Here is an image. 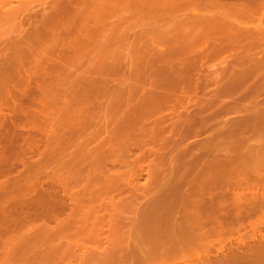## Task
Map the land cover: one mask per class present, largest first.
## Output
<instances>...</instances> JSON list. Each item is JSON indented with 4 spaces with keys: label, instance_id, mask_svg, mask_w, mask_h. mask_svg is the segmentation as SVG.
Instances as JSON below:
<instances>
[{
    "label": "rangeland",
    "instance_id": "rangeland-1",
    "mask_svg": "<svg viewBox=\"0 0 264 264\" xmlns=\"http://www.w3.org/2000/svg\"><path fill=\"white\" fill-rule=\"evenodd\" d=\"M21 1H25V0H21ZM38 1L37 0H31V2L27 3L28 5L25 7L26 10L24 9V11H25L24 16H26L25 19H28L29 16H27V15H30L31 19H30V17H29V19H30V22H32V24L25 25V26H23L21 24L22 23L21 21L24 19V16H23L24 11L20 12V14L17 15L19 21H17V20L14 21L15 19H17V17L13 20L15 25L11 24V23H13L12 20H7L8 23H6L7 22L6 20H1V22H0V25H1L0 27L4 26V25H2V22H3L5 24V26H4V28L3 27L2 28H3V30L6 29L4 31H1L3 39H2L1 34H0V52H1L0 53L1 54L0 55V82H1L0 83V87H1L0 88V158H1L0 165L3 164V165H1L3 167L2 169L0 166V175H2V177H0V179H2V180H0V182L2 181L0 183V185L6 181V178H7L6 175H9L8 176L9 180H16L17 178H18L17 180L22 179V178L24 179L25 176H28L29 179L31 178L30 188L32 185V190L25 192L26 194L22 192L23 194H20L19 198L17 196L16 200L13 202V203H15L16 201H19L18 204H20V201H23L26 203V205L28 204L26 206L23 202H21L20 205H22V204H24V205L21 206V207H23V209L21 208L22 211L21 210L19 211V213H20L19 216L20 217H21V215H23L22 217L26 216L25 219L29 218V216H31L33 218L30 217L29 219H32L31 222L29 220V223L27 222L28 223L27 226L24 227V229L21 228V230L19 231L20 236H18L19 234L14 236V237H16V241H18V243H20L21 240L24 243L23 244L20 243V246H19V244H17V247H18V248H16L17 250L15 249L10 254V256H11V258H9L11 260L10 262L16 263L19 261L18 264H55V263L56 264H63V263L65 264L66 262H68L67 260H69L66 258L68 256H71L69 258L74 260V261L72 260V264L75 261L78 262V264H111L113 262L112 260H115V262L113 264H146V262H148L147 264H171V263L181 264L182 262H183L182 264L187 263V262H188L187 264H190L191 263L190 261L191 260L194 261L195 259L191 258V257L189 258V256L186 257L187 261H185V258H182V260L181 259L179 261L176 260L177 261L176 262V261H172V260H175L173 258L172 259L170 258V260L166 259V257H164V256L162 258H159L160 255H158V254H159V252H160V254H162L164 252V250L166 253V250L168 251V247L170 248L173 245L172 243L175 240H176V242L177 241L179 242L181 240L183 241V239L185 237L184 234H185L187 226L190 222H189V220H186L185 218H181V217H183L185 215V213L187 215V213H189L188 211H190V209L188 208L189 206L186 204H183L184 205L183 207H181L182 205L180 204L181 206L179 209V203L182 202L181 199L182 200L183 199L184 200L189 199L190 201H192L194 203H196V202L200 203L202 200H204L203 202H206V203H208L210 201L209 203H211V202L214 203V206L217 205L218 203H220V205H222L223 203L226 205V203H228L229 201H232L234 198H236V197H234V193H235V196H237L236 193L240 194L242 192L239 189L235 190V188L232 186L236 180H232L233 183L230 181L231 175H229L227 173L228 174V176H227L225 173L227 171H225V169H224V172L222 171L223 168H225L224 166H219V170L217 168H215V170L211 171L210 173L208 172V173L202 174L200 172L203 170V168H202L203 165L206 166L207 163H205V162L206 161L211 162L212 158L214 159L216 157V158H220L221 160L222 159L225 160L223 162H227L226 160H228L230 162L232 160H235V158L233 156H235L237 153H232V152L235 150H236L235 152H237L236 146L234 144L236 142H238V143H236V145H237V144H239V141H240V145H239L240 147L237 146L241 149L240 152H248V151H250V148H252V147L257 148L258 146L264 145V126H262V124H261L262 121L259 120L260 118L262 119V117L264 115V113H263L264 107L262 108V106H261L264 104V86L259 87V90H257V92L255 94L256 96L254 98H250L249 100H245V103L243 100V102H242L243 104L240 103L242 106L240 105V107H236L237 109L235 108V110H234V108H233V110L232 109L229 110L228 108L224 107V106H226L227 102H229L231 99H234L235 97L236 98L240 97L244 93L246 88H247V90H249L248 88H252L255 85V83L264 79V76H263L264 75V68L256 66L257 69L256 68L254 69V67L252 66L253 65L252 63L254 62V60L258 61V59L260 60L261 57L264 56V46H262V45L260 46V44H259V45H255L253 47H244L243 49H240V50L230 49L228 51L222 52V54L219 55V57L217 56V58H212L209 60L205 59V60H202L200 62V64L203 65L204 68H206L207 66L209 67L208 71L210 73L214 72L213 77L214 78L216 77L215 78L216 80L208 82V84H205V86H203L204 87L203 89H201L202 87L201 88L198 87L197 89L199 91L203 90L202 93L206 94L207 95L206 97H210L213 94H215L213 92H215L217 88H219V89L224 88V87L226 88V86H227L225 93L226 94L228 93L227 94L228 97H226L227 96L226 95L225 98L223 99V101L222 100L220 101L221 103L218 102V104H216V106H215L216 109H214V106H213V108L208 109V107H207L208 103L206 105L205 101L198 102V101H196V99H195L196 102H194V100H193V102L189 106H187L188 112L190 114H193L194 119H196L195 120L196 122L194 123L195 125L197 124V126H195L196 129L198 127V121L197 120H200L199 118L202 117L201 115L204 116L205 112H206L205 115L208 113H212V115H213L212 121L213 122L211 121L212 123H210L208 125L209 127L207 126L208 127L207 130L204 129L201 131V129H199L200 130L199 132L194 133L193 135H190V136L188 135L189 137L187 136L188 138H186V139L184 138L185 140L182 139L185 142L184 143L181 141L179 133L177 134L176 132H172V133L170 132V130L172 131V129H171L172 125H169V124H171L170 117H172L173 110L177 109V111H179L180 108L182 107V105H181L182 103H181L180 99L178 98V96L183 91H185V93H187L186 90L190 91V88L193 85V84L190 85V83H187L188 86H191L190 88H188V86L184 82V80L189 76V75L187 76V74L191 71L193 73L192 75L195 78V75H197V72H194L195 69L191 68L190 66H189V68H187L188 66H186L187 61H186L185 56H184V60H179L181 58L183 59V54L180 53V55H182V57H180V55H179L180 50L183 48H186V46H188L190 44V43L189 44L187 43V42H189V39L185 36L187 31L185 30V28H183L181 30L182 31L184 30V32H179V33L176 32L177 30L175 27H177V26H175V24H176L175 21H172V20L171 21L168 20V22L165 21V23H167V24L170 22H172L171 24L175 23L174 24L175 27L173 26L174 28L170 27L171 25L167 26L163 22H160V21H164V20H161L160 15L163 16V13H161L163 11H161L159 4H158L159 3L158 1H156V0H131V1L128 0V2H130L129 4H128V2H125V1L122 2V0L121 1L120 0H114V4H113V0H107V1L106 0L105 1L104 0H92V1H89V0H79V1L78 0H65L64 3L62 0H43L42 1L43 3L41 2V0H38ZM106 2L107 3L110 2V3L106 4ZM87 3L90 5H88ZM96 3H97V5H96ZM126 3H127V6H130V7L129 8L126 7V10H125V6H126L125 4ZM146 3L151 4V7L149 5L150 8L149 7L148 8L151 9L153 12L151 10H150L151 13L147 12L149 9L147 10L148 5ZM156 3L158 5H156ZM44 4H45V6H44ZM103 4L104 5L106 4L105 5L106 9H108L109 11L111 9L112 10L116 9V8H113L114 5H116L117 10H115L113 12L111 11V14L113 13V15H111V14H109V11H107L106 9H103V7L105 8V6ZM152 4H153V6L156 5V9H157L156 11L154 10L155 9L154 7L152 8ZM86 5H87V7H86ZM101 5L103 7H99ZM107 5H109L110 7ZM90 7H91V9H90ZM158 7H159L160 11H159ZM98 8H100L99 10L102 9L101 10L102 12L99 11ZM144 8H146V10ZM91 10L92 11L94 10V11L92 12ZM104 10H105V12L107 11V13L104 12V14H101V13H103ZM118 10H120V11L117 12ZM68 11H70V13ZM81 11H82V13H81ZM86 11L88 12V14ZM154 11H155V13H154ZM168 11H170V10H168ZM176 11H178V12H176ZM26 12H28V13L26 14ZM94 12L95 13L97 12L98 14L97 13L95 14ZM21 13H22L23 19L21 17ZM90 13L92 15H90ZM165 13H166V11H165ZM184 13H185L184 10L183 11L182 10L181 11L174 10V12L173 11L168 12L167 17L168 16L177 17V15L180 16ZM158 14H160V15H158ZM48 15L49 16L51 15V16L49 17ZM86 15H87V17H86ZM102 15L104 16V18L102 17ZM106 15L109 17H107ZM157 15L160 16L159 17L160 20L159 19L157 20V18H156L155 21H153V20L151 21V19ZM91 16H93V17H91ZM151 16H152V18H150ZM19 17H21V18H19ZM119 17H121V18H119ZM167 17H166V19H169V17L168 18ZM10 21H12V22H10ZM44 21L46 23H44ZM121 21H122V23H121ZM17 22H18V25L20 24L19 27L17 26ZM258 22L259 21L257 20L256 23L259 24ZM93 23H94V25H93ZM7 24H9V25H7ZM97 24L99 27H97ZM163 24H164V26L165 25L167 26V27L165 26L166 28L165 27L163 28V30H165L164 32L166 33V30H170L171 36L174 37L173 40H175V38L177 37L174 34V31L176 30L175 31L176 34L178 33L180 35V33H182L181 36L184 35V37L187 38L186 41L187 40L188 41L186 42L185 40H180L179 37H177L179 39V41H176L178 39L175 40L176 42L169 41V43L173 42V43H171L172 45L169 44L167 40L170 39L169 38L170 34L167 33V37H166V35H164L166 38H169V39H164V37L161 38L163 36V34H162L163 30H160L161 35H162L161 37H159L160 34H157L160 32L156 31V30H159V28H157V26L158 25L163 26ZM47 25H49V26H47ZM253 25H256L255 22L253 23ZM93 26H94V28H93ZM249 26H251V24ZM168 27H170V28H168ZM180 28L181 27H179L178 31H181ZM249 28H252V27H248V29ZM172 29H174V30H172ZM153 30L156 32H154ZM149 32H151L152 34ZM153 33H154V35H153ZM25 34L27 36H29L30 38H28ZM145 34H147V37L150 38V40H149V38L147 40L150 42L149 44H151V42L155 43V44L158 43L157 42L158 39H159V42H160V39H162V42L164 39L166 41L165 43L166 44L168 43V44L166 45L165 43L160 42L159 44L161 46H159V44H157L156 46L154 45L152 47V49H153V52H152L151 48L148 49V47H149L148 44H144L145 43L144 39L146 41V38H147ZM142 35L145 36L146 38L142 37ZM186 35L188 36V34H186ZM141 37H142V39H141ZM252 38H253V36H252ZM20 39L24 40L26 42L21 41ZM246 39H248V37ZM254 39H255V37H254ZM141 40L144 42L143 43L144 45H142ZM224 40H226V39H224ZM224 40H222V43ZM10 41H11V43L15 42L16 44L12 43L13 44V46H12L10 44ZM184 41H185V43H184ZM22 42H24L25 44ZM2 43H3V45H2ZM178 43H181V44H178ZM182 44H184V45H182ZM145 45L147 46V49H146ZM169 45H170V47H167ZM15 46L18 48L21 46L19 48L20 50L18 48L16 49ZM2 47H3V49H1ZM13 47H15V48H13ZM154 47H156V48H154ZM201 47H203L204 51H206V48L203 45L199 46V48L195 47L194 50L196 49L195 51H197V52H200V51L204 52L203 50H199V49H202ZM22 48H23V50H22ZM139 48H141V49H139ZM14 49L16 50V52L12 53V50H14ZM24 49H25V51H24ZM150 49H151V51H149ZM170 49H173V51ZM154 50L158 53V54L156 53V55H159V52H162L163 54H165V55H161V57H163V56L164 57L160 58V56H157L159 58H157V60H156V55L154 53L155 52ZM178 50H179V52H178ZM170 52H172V53L170 54ZM174 52H176V53H174ZM202 52H200V53H202ZM173 53H174V55H173ZM169 54L172 55V58ZM11 55H12V57H11ZM152 55H154V56H152ZM1 57H2V59H1ZM247 57L252 58L253 61L249 60V62H248ZM11 58H13V60H11ZM167 58H169V59H167ZM175 58L178 59L179 61L178 60L176 61ZM15 60H16V62H15ZM163 60H166V62H169V63L166 64L165 61H163ZM182 61L183 62L185 61L186 63L184 62L185 64H182L183 63ZM120 63H121V65H120ZM176 63L177 64L179 63L180 66L178 67V65H176ZM247 63H248V68H249V66L253 67V71H251L252 69H250L252 67H250L248 69V72H250V74L246 70H243V69H246ZM166 65H168V66H166ZM174 65H176L175 66L176 68H174ZM2 66H6L7 68L6 67L2 68ZM168 67H169L170 71L165 70V68L168 69ZM170 67H171V69H170ZM2 70H5V71H2ZM179 70H180V72H179ZM188 70H190V71H188ZM13 71H14V73H13ZM232 71L236 74L232 73ZM237 72H239V73L237 74ZM240 73H242L244 75V76H242L243 78L240 77L241 76ZM183 74H184V77H183ZM231 75L232 76L234 75V77L232 78ZM5 76H6V80H5ZM10 76H11V78H10ZM239 78H240V80H242L241 83H238L236 81V80H239ZM177 81L179 83H177ZM221 84H222V86H221ZM225 84H226V86H225ZM228 84L230 85L229 89H228ZM231 85H232V88H231ZM205 88H207V89H205ZM179 89H181V90H179ZM119 90H120V93H119ZM198 90H196V91L198 92ZM177 94H179V95H177ZM130 95H132V96H130ZM144 95H145V97H144ZM168 97H170L169 100H168ZM177 98H178V101H177ZM117 99H119V100L117 101ZM166 99H167V101H166ZM121 100H122V102H121ZM166 102H169V103H166ZM173 102H175L174 105H176V107L174 105L173 106L170 105ZM118 104H119V106H118ZM217 105H219V106H217ZM221 105H224V106L222 107ZM218 107L220 108V110L219 109L218 110L220 111L221 114L219 113V111H218L219 114L217 113ZM221 107L223 109L225 108V111L226 110L227 111L224 112V110ZM135 108H137V109H135ZM182 108H184V107H182ZM182 108H181L182 111H179L180 113L184 112L183 110H185V108L184 109H182ZM201 108L204 110L206 109L205 112L203 111L204 113L201 111L202 110ZM164 109H166V110H164ZM210 109H212V111L216 112V114L218 116L216 117L215 116L216 114L214 115ZM254 109L256 110V112L261 113V114L259 113L260 114V118L258 119L259 121L257 120L256 122H254V116H253V114L255 113ZM160 110H161V112H160ZM170 110H171V112H170ZM124 111H125V113H124ZM129 111H130V113H129ZM138 111H139L140 115L138 114ZM141 111H143L144 113ZM207 111H208V113H207ZM145 112H147V113H145ZM157 112H159V113H157ZM199 112H201L202 114ZM222 112H224V113L222 114ZM252 112H254V113H252ZM148 113H149V115H148ZM160 113L163 114L164 116L161 115ZM251 114H252V116H251L252 120H250ZM161 117H163L162 120L165 121V124H163L164 123L163 122L162 124L158 125L157 122L159 119H161ZM247 117H249L248 120H250V121H247V119H246ZM239 119L240 120L242 119L241 121L244 123L246 121L247 123L244 126H246V127L248 126L249 128L251 127L254 131L253 130L251 132L247 131V132L242 133V135H240L238 132H234V133L239 134V137H237L236 134L230 135V133L229 134L227 133L228 134V136H227V134H225V132H224V136H222V134H220L219 131H217L215 133L216 130H212L213 127L215 128V126L216 127L225 126V128L229 127L230 124H231L230 126H235L238 123ZM29 120L31 121L32 124L28 123V122H30ZM32 120H33V122H32ZM153 120H156L157 122L156 121L155 122L157 124L154 123ZM168 120H169V122H168ZM240 120H239V122H240ZM9 121H10V124H9ZM16 121H17V123H16ZM121 121L123 122V125L121 124L122 123ZM234 123H236V124L234 125ZM153 124H155V125H153ZM28 125H30V126H28ZM260 125H261V128L259 129L258 127H260ZM5 126H7V127H5ZM33 126H34V128H33ZM141 126H142V129H141ZM155 126L159 127V128H156ZM164 126H166V127H164ZM43 127H45V128H43ZM98 127H100V128H98ZM169 127H170V130H169ZM199 127H200V125H199ZM254 127L257 128L258 130L254 129ZM38 128H40V129H38ZM151 128L152 129L155 128V130L152 131ZM24 129H25V131H24ZM34 129H35V131H34ZM122 129H123V131H122ZM124 129H125V131H124ZM148 129H151L150 131H152V132H150V131L148 132ZM97 130H99L100 133ZM116 130H118V131H116ZM157 130H160V131L162 130L161 131L162 133L160 131L157 132ZM95 132H98V133H95ZM14 133H16V134L14 135ZM173 133L174 134L176 133L175 136ZM107 134H108V136H107ZM143 134H145V135L143 136ZM172 134H173V137H171ZM214 134H215V138L219 139L220 142H223V143H221V145H222V146H220L221 148H212V149H210L209 152H206L207 154L205 153V155H203L204 152L202 153V151H204V149L203 148L201 149V147H203V146L202 145L200 146L199 144H201V142H203V144H204V141L206 139L209 140V138L210 139L214 138ZM146 135H147V137H149L150 141H149V139L146 138ZM148 135H150V136H148ZM168 135H169V137H168ZM93 136H95V137H93ZM119 136H121V137H119ZM122 136H124V137H122ZM240 136H241V138H240ZM37 137L39 140L37 139ZM89 137L93 138L94 140L89 138ZM153 137L155 139V142H154L155 145L154 144L153 145L154 146L157 145V149L160 148V149H158L160 152L157 151L156 147L154 148L153 145L151 146V141H152ZM167 137H168V139L169 138L172 139L171 143H170L171 145L168 143H164V141H165V139H167ZM177 137H179V138H177ZM111 138L113 141L116 140V138H117V140L115 141V144H113L112 140H110ZM176 138L179 140V142ZM232 138H234V141H236V142H234ZM121 139H122V141H121ZM161 139L164 141H162ZM143 140H145V142L147 144L145 142H143ZM104 141L106 143H108L107 146H106ZM119 141L123 145L120 144ZM175 141H176V143H175ZM241 141H244L243 145H242ZM116 142H118V143H116ZM138 142H140V143H138ZM157 142L160 144H158ZM162 142H163V144H162ZM101 143L104 144L103 147H102L103 144H101ZM181 143H183V144H181ZM138 144H139V146H138ZM98 145L101 146L100 147L101 149H98L99 148ZM111 145H113V146H111ZM147 145H148V147H147ZM163 145L164 146L166 145V146L163 147ZM175 145H178V146H175ZM234 146H235V149L233 148ZM26 147H28V148H26ZM141 148H143V149H141ZM122 149L124 150L123 152H122ZM151 149H153V150H151ZM37 150H39V151H37ZM169 150H170V152H169ZM153 151H155V153L157 155H158V153H160L158 155V157L159 156L161 157V154H163L165 156L167 155L168 156L167 159L169 158L168 160H170V161L172 160L173 164H172V162L169 163V161H166V164H165V162L159 161L162 163L161 164L158 163L159 165L158 164L156 165L158 160L159 159L164 160V159H162V157L164 158L165 156L162 155L161 158L160 157L155 158L153 155V153H154ZM164 151H165V153H164ZM252 151L253 152H251V153L248 152L247 154L250 153V155H252V156L253 155L257 156L258 154H260L259 151L257 152V155L252 154L255 151H257L255 148ZM6 152H7V154H6ZM127 152H129V153H127ZM179 152L181 153V155L185 154V156L182 155L185 158L184 157H183V159L180 158ZM2 153H3V156H2ZM29 154H32V155H29ZM45 154H47V155H45ZM114 154H116V155H114ZM150 154H152V155H150ZM156 154H155V156H156ZM108 155H109V157H108ZM173 155H174V157H173ZM10 156H13V157H10ZM36 156H38V158ZM115 156H117L116 160H119V162L115 160ZM175 156H177V157H175ZM186 156H188V157H186ZM28 157L30 160L28 159ZM141 157H143V158L140 159ZM6 158H8V159H6ZM112 158H114V159H112ZM122 158L124 159V161ZM132 158H134V159H132ZM153 158H155V159H153ZM170 158H172V159H170ZM176 158H178L180 160H178ZM10 159H12V160H10ZM33 159H35V160H33ZM135 159H138V160L135 161ZM173 159H174V161H173ZM184 159L189 160V161H193V162H190L188 164L189 161H186ZM196 159H197L198 163H197ZM247 159L248 158H246L245 161L242 160L243 163L242 162L240 164L237 163V166H235L231 162V164H233L231 166V168L235 166L236 167V168L234 167L235 172H236V170L243 172V171L247 170L248 168L250 169L251 167L252 168L255 167L256 164L254 165V162H258V160L260 161L259 163L262 162V164L264 165V157L261 159L255 158L256 161L254 160V158H250V157H249V161ZM100 160H102V162ZM104 160H105V162H103ZM108 160L109 161L112 160V161L109 162ZM120 160H121V162H120ZM153 160H156V161L154 162ZM41 161H43V162L41 163ZM44 162H45V164H44ZM96 162L98 163V165ZM247 162H250L251 164L247 163ZM9 163L10 164L13 163V164L10 165ZM39 163H40V165H39ZM150 163L151 164L153 163V165H152L153 171L151 169L152 166ZM174 163H176V164H174ZM191 163L193 165H190ZM195 163H196V165H194ZM200 163H201V167H200ZM6 164H8V165H6ZM137 164H138V166H137ZM147 164H149V165H147ZM197 164L199 166H197ZM224 164L226 165V163H224ZM32 165L35 168H33ZM103 165H104V167H103ZM207 165H209V167L207 166L204 168H210V164L208 163ZM220 165H223V164H220ZM252 165H254V166H252ZM6 166H7V168L9 166V169L11 167V169L10 170L7 169ZM37 166L38 167L40 166V167L37 168ZM41 166H43V167H41ZM154 166H156V167H154ZM15 167H17V168H15ZM25 167H26V169H24ZM98 167H100V171H99ZM126 167H128V168H126ZM157 167L160 169L159 171H158ZM197 167H199V168H197ZM201 168H202V170L199 171V169H201ZM220 168H221V171H220ZM30 170H31V173L29 172ZM34 170H35V172H34ZM5 171H6V174H5ZM198 171H199L200 175L198 174ZM239 171H237V172H239ZM40 172H41V174H40ZM43 172H45V174ZM103 172H104V174H102ZM220 172L223 173L222 176L220 175L221 174ZM1 173H3V174H1ZM17 173H19V174L17 175ZM151 173H152V175H151ZM118 174H120L121 176ZM201 174H202V176H201ZM30 175H32V176L34 175L35 177H32ZM125 175H127L128 177H126ZM158 176H160L159 177L160 180H157V179H159ZM125 177H126V179H125ZM182 177H184V178H182ZM201 177H203V178H201ZM220 177H221V179H220ZM8 178H7V180H8ZM52 178H54V180ZM174 178H177V179H174ZM155 179H156V182L158 181L157 183L154 182ZM182 179H183V181H181ZM227 179L230 181V183H232V185H231L232 187L230 186L231 188L229 187L230 184L226 183V182H228ZM232 179H235V178H232ZM80 180H82V181H80ZM112 180L114 181L113 183H112ZM135 180H136V182H135ZM249 180H247L248 183L250 182ZM84 181H86V182H84ZM121 181H123V182H121ZM186 181H187V183H186ZM244 181H246V180H244ZM244 181H243V183H246ZM80 182H81V184H80ZM68 183H69V185H68ZM197 183H198V185L195 186V184H197ZM204 183H206V184H204ZM202 185H204V186H202ZM206 185H207V187H205ZM194 186H195V188L197 187L196 192L194 191L193 193H189V192L193 191ZM38 187H40V188H38ZM136 187H137V189H136ZM139 187H140V189H139ZM145 187H147V188H145ZM148 187H150V188H148ZM181 187H182V189H181ZM227 187H229V188H227ZM114 188H115V190H114ZM173 188L175 190L177 188L176 192ZM171 189H172V191H171ZM190 189H192V190H190ZM229 189H231L232 191H230ZM71 190L73 192H71ZM165 190H166V192H165ZM167 190L168 191L170 190V193L172 192V194H170ZM225 190L228 193H226ZM227 190H229V191H227ZM238 190L240 192H238ZM132 191H134V192H132ZM177 191H179L180 194ZM204 191H206V192H204ZM222 191H224L223 193H225V194H221ZM233 191H236V192H233ZM187 192H188V194H187ZM27 193H29V194L27 195ZM137 193H138V195H137ZM181 193L182 194L184 193V194L181 195ZM219 194L222 196V198H220V199L217 198L219 196ZM76 195L78 197L77 199L75 198ZM203 195H204V198H202ZM215 195H218V196L216 197ZM126 196H128V197H126ZM171 196H173V197H171ZM213 196L216 199H214ZM121 197L123 200L119 199ZM123 197L126 199H124ZM192 197H194V198H192ZM206 197L209 198L210 200L207 199ZM224 198L227 202L224 201ZM17 199H20V200H17ZM21 199H23V200H21ZM127 199L129 201L128 203L126 201ZM178 199H180L179 203H178ZM222 199H223V201H221ZM116 201L118 202V204H115V203H117ZM78 202H80L81 204H79ZM171 202L176 203L177 206L174 203L172 205ZM203 202H201V203H203ZM11 203H12V201H11ZM77 203L79 205H77ZM209 203L208 204L203 203L205 206L207 205L206 209H204V207H202L203 205L201 204V207L199 206L197 211L202 212V210H204V211L207 210L206 212H208L209 209H207V208H208ZM212 203L209 205L210 207H211ZM230 203L231 202H229L228 204H230ZM9 206H11V205H9ZM24 206H26L25 207L26 209L24 208ZM76 206H78L77 207L78 210H77V208H75ZM217 206L219 207V204ZM171 207H173V208H171ZM175 207H178L177 210ZM213 207H211V209L209 210L210 212H211V210H213ZM62 208H65V209L62 210ZM74 208L76 209V211H74L75 210ZM79 208L81 210H79ZM201 208H202V210H201ZM194 209H196V208H194ZM194 209H193V211H194ZM23 210H25L24 211L25 213L23 212ZM180 210H182V211H180ZM82 212H83V214H82ZM36 213H37V216H36ZM72 213H73V215H72ZM19 216L17 214V217H19ZM103 216H105V217H103ZM65 217H68V218H65ZM74 217H76V218H74ZM78 218H79V220H78ZM45 219L47 221H45ZM63 219L66 221V223L69 221V223H67L68 225L66 223H64ZM71 219H73V221ZM74 219H75V221H74ZM111 219H112L113 223H112ZM62 220H63V222H62ZM70 221H71V224H70ZM101 221L104 223L102 224ZM75 222H76V224H75ZM184 222H186V223H184ZM187 222H188V224H187ZM65 224L67 226V229H65L63 232L66 234V236L62 232L63 227L59 228V230L62 229L61 231L57 230L58 226L60 227L61 225H63L64 228H66ZM179 225H181V227H179ZM39 227H40V229H39ZM68 227L70 228V230ZM178 227H179V229H176ZM42 228H44L43 231L44 232L46 231V233H44L41 230ZM174 229H176V231ZM52 230H54L55 231L54 233H57V234H58V232H60L59 235L55 236L54 233H50V231L53 232ZM26 231H27V233H26ZM114 231H115V233H114ZM30 232L32 234H36V235H34L35 236L34 242H32L31 244H30V241L28 240L29 238L26 236L28 234L31 235ZM38 232H40V233H38ZM112 232L114 235L112 234ZM46 234H48V235H46ZM49 234L54 235L55 237L54 236L53 237L55 238V240H53L52 238H51L52 239L51 240L50 237H52V236L49 237ZM97 234L99 237L97 236ZM38 235H39V237H38ZM44 235H46V237H44ZM179 235L181 237L183 236L182 237L183 239H180ZM24 236L28 239H25ZM34 236L31 235V239H33ZM109 236H110L111 240L109 239ZM112 236L115 240V241L113 240L114 242L112 241V239H113V238H111ZM7 237L5 238V236H4L3 241H4V239L8 240L10 238L9 241L12 243L11 240L15 239L14 237L12 238L11 236L8 237V239H7ZM44 238L45 239L48 238V241L45 240ZM99 238H100V241H99ZM178 238H179V240H178ZM36 239H38V240L36 241ZM60 240H62V241H60ZM9 241H8V244L10 243ZM38 241L40 242V244ZM4 242L6 243L7 241H4ZM13 242H14V240H13ZM44 242H45V244H44ZM69 242H71L74 245V247ZM74 242H75V244H74ZM25 243H27V244H25ZM46 243H48V244H46ZM81 243H82V245H81ZM185 243L187 244V242H185ZM69 244H71L72 247L74 249H76V251H74L75 253H73L69 250L70 249L68 246ZM1 245H3V243H1ZM66 247H67V249H66ZM75 247H79V248H75ZM80 247H82V248L80 249ZM31 250H32V252H31ZM162 250H163V252H162ZM66 251H67V253H66ZM153 252H154V256H158V257H155V259H151L153 261L149 260L150 261V263H149V261L147 259L145 260L146 255L151 256L153 258L154 257L152 254ZM213 252L210 255L212 257H213V255H212ZM14 253H16V254L14 255ZM155 253H158V254H155ZM12 255H14V257ZM65 256H67V257H65ZM14 258L15 259L17 258L16 259L17 261ZM62 258H64V259H62ZM112 258H114V259H112ZM158 258H159V261H158ZM167 258H169V257H167ZM214 258H215V256H214ZM65 259H66V261L63 262V260H65ZM110 259H112V260H110ZM149 259H150V257H149ZM58 260H60V261H58ZM79 260H81V261H79ZM144 260H145V263H144ZM193 261H192V264H195V262H193ZM209 261H212V260L209 259ZM76 262L74 264H77ZM15 263H13V264H15ZM66 264H68V263H66Z\"/></svg>",
    "mask_w": 264,
    "mask_h": 264
},
{
    "label": "bare ground",
    "instance_id": "bare-ground-1",
    "mask_svg": "<svg viewBox=\"0 0 264 264\" xmlns=\"http://www.w3.org/2000/svg\"><path fill=\"white\" fill-rule=\"evenodd\" d=\"M38 1V0H37ZM43 0H41V2H42ZM63 1V3H64V1L65 0H62ZM79 1V0H78ZM89 1H92V0H89ZM105 1V0H104ZM107 1V0H106ZM121 1V0H120ZM123 1H125V2H128V0H122V2ZM131 1V0H130ZM156 1H158L159 3V7H160V9H161V11H163V12H161V13H163V16L162 15H160V14H158V15H160L161 16V20H164V21H160V22H163L164 24H166L167 26H170V27H173L174 26V24H171L172 22H170L171 20L172 21H175L176 22V24H175V26H177V27H175L176 28V32H184V30L182 31L181 29H183V28H185V30L187 31H185L186 32V34H188V36L185 34V36L189 39V42H187L186 41V39L187 38H185L184 37V35L183 36H181V34L182 33H180V35L177 33H175V31H174V34L177 36V37H179V39L180 40H185L187 43V45L188 46H186V48H183V49H181L180 50V52H179V50H178V52H179V55H180V53L181 54H183V59L181 58V59H179V60H184V56H185V58H186V61H187V63H186V66H188L187 68H189V66L191 67V68H193V69H195V71L194 72H197V75H195V78H194V76L192 75L193 73L190 71V70H188V71H190L188 74H187V78L184 80V82L186 83V85H187V83H190V85H192V87L191 86H188V88H190V91L189 90H186V92L187 93H185V91H183L180 95L179 94H177V95H179L178 96V98L180 99V101H181V105H182V107H184L185 108V110H183L184 112H182V113H180L179 111H182L181 110V108H180V110L179 111H177V109L175 108L176 107V105H174L175 104V102H173L172 104H170V105H174L175 107V109L176 110H173V112H172V117H170V119H171V124H169V125H172V127H171V129H172V131L170 130V127H169V130H170V132L172 133V132H176L177 134L179 133V135H180V138H181V141L182 142H184L182 139H186V138H188L190 135H193L194 133H197V132H199L200 130L199 129H201V131L202 130H207L208 129V125L210 124V123H212L213 121V115H212V113H208V111H207V113L208 114H206L205 115V110L204 109H200L203 113H204V116L203 115H201L202 117L201 118H199L200 120H197L198 121V127H197V129H196V127L195 126H197V124L195 125L194 123L196 122L195 120L196 119H194V115L193 114H190L189 112H188V108H187V106H189L192 102H193V100H194V102H196V101H198V102H200V101H205L206 102V105H207V103H208V105H207V107H208V109L209 108H213V106H214V109H216L215 108V106H216V104H218V102H220L221 100L223 101V99L225 98V96L228 94H226L225 93V91H226V88H227V86H226V84H225V86H226V88L224 89V88H217L216 89V91L215 92H213V93H215V94H213L212 96H210V97H206L207 95L206 94H203L202 93V91L203 90H201V91H199L197 88L198 87H202L201 89H203L204 87L203 86H205V84H208V82H211V81H215L216 79V77L214 78L213 76V73L214 72H212V73H210L208 70H209V67L207 66H205L206 68H204L203 67V65H201L200 64V62L202 61V60H205V59H212V58H217V56L219 57V55H221L222 54V52H225V51H228V50H230V49H236V50H240V49H243L244 47H253V46H255V45H259L260 44V46L262 45V46H264V0H156ZM17 4H16V3ZM28 2H31V0H25V1H21V0H0V22H1V20H14L16 17H17V15H19L20 14V12H23L24 11V9H25V7L28 5L27 3ZM33 2V1H32ZM39 2V1H38ZM103 2V1H102ZM124 2V3H125ZM147 2V1H146ZM151 2V1H150ZM13 3V4H12ZM15 3V4H14ZM43 3V2H42ZM86 3V2H85ZM108 3H110V2H108ZM107 2H106V4H108ZM123 3V4H124ZM130 2H128V4H129ZM148 3V2H147ZM146 3V4H147ZM12 4V5H11ZM68 4V3H67ZM88 4V3H87ZM105 4V5H106ZM113 4H114V0H113ZM112 4V5H113ZM157 3H156V5H158ZM41 5V4H40ZM53 5V4H52ZM88 5H90V4H88ZM96 5H97V3H96ZM104 5V4H103ZM104 5V6H105ZM111 5V6H112ZM118 5V4H117ZM120 5V4H119ZM126 6H125V10H126V7H130V6H127V3L125 4ZM148 5V6H147ZM146 6H147V10L151 7V4H147ZM149 5H150V7H149ZM156 5L155 6H153V4H152V8L154 7L155 9V11L157 10L156 9ZM43 6V5H42ZM44 6H45V4H44ZM84 6V5H83ZM107 6H109V5H107ZM86 7H87V5H86ZM85 7V8H86ZM99 7H103L102 5L101 6H99ZM110 7V6H109ZM113 7V6H112ZM111 7V8H112ZM119 7V6H118ZM149 7V8H148ZM159 7H158V9H159ZM80 8V7H79ZM108 8V7H107ZM113 8H116V9H114V10H108V9H106V6H105V8L103 7V9H106L107 11H109V14H111V11L113 12V11H115V10H117V6L116 5H114V7ZM127 8V9H128ZM60 9V8H59ZM90 9H91V7H90ZM96 9V8H95ZM100 8H98V10H99ZM110 9V8H109ZM121 9V8H120ZM145 10H146V8H144ZM160 9H159V11H160ZM26 10V9H25ZM71 10V9H70ZM97 10V11H98ZM102 10V9H101ZM101 10H99V11H101ZM129 10V9H128ZM151 9H149L147 12L149 13H151V11H150ZM168 10H170V11H168ZM174 10H179V11H185V13L184 14H182V15H180V16H178L177 15V17H175V16H173V17H170V16H168L169 17V19H166V17H167V13L168 12H174ZM48 11V10H47ZM60 11V10H59ZM85 11V10H84ZM92 11V10H91ZM94 11V10H93ZM92 11V12H93ZM96 11V10H95ZM107 11L105 12V10L103 11V13H101V14H104V12L105 13H107ZM120 10H118L117 12H119ZM155 11H154V13H155ZM165 11H166V13H165ZM35 12V11H34ZM33 12V13H34ZM69 13H70V11H68ZM76 12V11H75ZM87 12V11H86ZM102 12V11H101ZM116 12V13H117ZM131 12V11H130ZM153 12V11H152ZM176 12H178V11H176ZM28 12H26V14H27ZM32 13V12H31ZM58 13V12H57ZM78 13V12H77ZM81 13H82V11H81ZM95 13V12H94ZM97 13V12H96ZM95 13V14H96ZM158 13V12H157ZM166 15H165V14ZM36 14V13H35ZM75 14V13H74ZM84 14V13H83ZM87 14H88V12H87ZM94 14V15H95ZM98 14V13H97ZM147 14V13H146ZM25 15V11H24V13H23V16ZM32 15V14H31ZM38 15V14H37ZM79 15V14H78ZM90 15H92L91 13H90ZM93 15V16H94ZM108 15V14H107ZM106 15V16H107ZM111 15H113V13L111 14ZM123 15V14H122ZM121 15V16H122ZM133 15V14H132ZM152 15V14H151ZM156 15V14H155ZM155 16V17H153L152 18V16L150 17V18H152L151 19V21L153 20V21H155V19L157 18V20L159 19L160 20V16ZM27 16H29L30 17V15H27ZM36 16V15H35ZM49 16V15H48ZM51 16V15H50ZM49 16V17H50ZM61 16V15H60ZM75 16V15H74ZM85 16V15H84ZM89 16V15H88ZM93 16H91V17H93ZM115 16V15H114ZM124 16V15H123ZM127 16V15H126ZM150 16V15H149ZM154 16V15H153ZM21 17H22V13H21ZM21 17H19V18H21ZM25 17L26 16H24V19H23V17H22V25L23 26H25V25H30V24H32V22H30V19H31V17H30V19H29V17H28V19H25ZM43 17V16H42ZM41 17V18H42ZM86 17H87V15H86ZM85 17V18H86ZM102 17L104 18V16L102 15ZM107 17H109V16H107ZM164 19H163V18ZM167 17V18H168ZM59 18V17H58ZM90 18V17H89ZM97 18V17H96ZM119 18H121V17H119ZM87 19V18H86ZM91 19V18H90ZM19 21L18 20V17H17V19H15L14 21ZM46 20V19H45ZM93 20V19H92ZM97 20V19H96ZM168 20H170L169 22L170 23H165V21H167L168 22ZM257 20L259 21L258 23L259 24H257L256 22H257ZM5 21V22H6ZM12 21H10V22H12ZM14 21H13V23H11V24H14ZM61 21V20H60ZM99 21V20H98ZM9 22V23H10ZM36 22V21H35ZM120 22V21H119ZM159 22V21H158ZM157 22V23H158ZM255 22V24L256 25H253V23ZM6 23H8V21L6 22ZM16 23V22H15ZM44 23H46L45 21H44ZM48 23V22H47ZM95 23V22H94ZM94 23H93V25H94ZM121 23H122V21H121ZM162 24V23H161ZM164 24H163V26L162 25H158L157 26V28H159V30H156V31H158V32H160V30H163V28L166 26H164ZM251 24V26H249ZM2 25H4L5 26V24L2 22ZM7 25H9V24H7ZM15 25V24H14ZM20 25V24H19ZM19 25H18V22H17V26L19 27ZM21 25V26H22ZM101 25V24H100ZM1 26V25H0ZM4 26H2L3 28H4ZM47 26H49V25H47ZM96 26V25H95ZM115 26V25H114ZM166 26V27H167ZM2 27H0V32L1 31H4V30H6V29H4L3 30V28ZM31 27V26H30ZM97 27H99L98 26V24H97ZM165 27V28H166ZM170 27H168V28H170ZM173 27V28H174ZM179 27H181L180 28V30L181 31H178L179 30ZM248 27H252V28H249L248 29ZM7 28V27H6ZM93 28H94V26H93ZM178 28V29H177ZM27 30V29H26ZM97 30V29H96ZM172 30H174V29H172ZM246 30V31H245ZM154 31V30H153ZM156 31H154V32H156ZM165 30H163L162 31V34H163V36L161 35V32L160 33H157V34H160L159 35V37H161V38H163L164 37V39H169V40H167L168 41V43H169V41H174V42H176V41H179V39L176 37L175 38V40L176 39H178V40H173V36H171V34H170V30H166V33L164 32ZM29 32V31H28ZM152 32V31H151ZM151 32H149V33H151ZM172 32V31H171ZM26 33V32H25ZM31 33V32H30ZM93 33V32H92ZM148 33V34H149ZM165 33V34H164ZM167 33L168 34H170V36H169V38H166L167 37ZM1 34V37H2V32L0 33ZM152 34V33H151ZM156 34V35H157ZM23 35V34H22ZM26 35V34H25ZM32 35V34H31ZM146 35V37H147V34H145ZM153 35H154V33H153ZM155 35V36H156ZM164 35H166V37L164 36ZM173 35V34H172ZM4 36V35H3ZM27 36V35H26ZM154 36V37H155ZM181 36V37H180ZM252 36H253V38H252ZM8 37V36H7ZM28 38H30L29 36H27ZM142 37H144V38H146L145 36H143L142 35ZM142 37H141V39H142ZM248 37V39H246ZM254 37H255V39H254ZM23 38V37H22ZM26 38V37H25ZM148 38L149 37H147L146 38V41H145V39H144V42L142 41V45H144V44H148V49L149 48H151L152 49V47L155 45H157V44H159L160 42H162V39H160V42H159V39H158V43H152L151 42V44H149L150 42L149 41H147L148 40ZM156 38V37H155ZM172 38V39H171ZM182 38V39H181ZM250 38V39H249ZM252 38V39H251ZM258 38V39H257ZM2 39H3V37H2ZM1 39V40H2ZM152 39V38H151ZM163 39V42L162 43H165L166 41ZM224 39H226V40H224ZM11 40V39H10ZM13 40V39H12ZM21 40V39H20ZM139 40V39H138ZM149 40H150V38H149ZM222 40H224L223 41V43H222ZM4 41V40H3ZM21 41H24V40H21ZM185 41H184V43H185ZM9 42V41H8ZM18 42V41H17ZM24 42H26V41H24ZM24 42H22V43H24ZM181 42V41H180ZM12 43H14V44H16L15 42H12ZM11 43V41H10V44L13 46V44ZM144 43V44H143ZM167 43V44H168ZM171 43H173V42H171ZM171 43H169V44H171ZM182 43V42H181ZM181 43H178V44H181ZM5 44V43H4ZM25 44V43H24ZM31 44V43H30ZM153 44V45H152ZM166 44V43H165ZM166 44V45H167ZM2 45H3V43H2ZM22 45V44H21ZM27 45V44H26ZM172 45V44H171ZM182 45H184V44H182ZM204 46L205 48H206V51H204V48L203 47H201L202 49H199V50H203L204 52H202V51H200V52H202V53H200V52H197V51H195L194 50V48L196 47H198L199 48V46ZM159 46H161L160 44H159ZM16 47V46H15ZM15 47H13V48H15ZM21 47V46H20ZM19 47V48H20ZM137 47V46H136ZM140 47V46H139ZM145 47H146V49H147V46L145 45ZM167 47H170V45L169 46H167ZM183 47V46H182ZM185 47V46H184ZM18 47H16V49H17ZM18 48V49H19ZM154 48H156V47H154ZM174 48V47H173ZM181 48V47H180ZM1 49H3V47L1 48ZM8 49V48H7ZM139 49H141V48H139ZM138 49V50H139ZM151 49L149 50V51H151ZM20 50V49H19ZM18 50V51H19ZM22 50H23V48H22ZM29 50V49H28ZM156 50V49H155ZM154 50V51H155ZM168 50V49H167ZM170 50H172L173 51V49H170ZM176 50V49H175ZM174 50V51H175ZM198 50V49H197ZM2 51V50H1ZM9 51V50H8ZM24 51H25V49H24ZM148 51V52H149ZM195 51V52H194ZM15 53L16 52V50L14 49V50H12V53ZM152 52H153V49H152ZM1 53V52H0ZM25 53V52H24ZM151 53V52H150ZM155 53V55H156V51L154 52ZM169 53V52H168ZM172 52H170V54H171ZM174 53H176V52H174ZM174 53H173V55H174ZM19 54V53H18ZM147 54V53H146ZM158 54V53H157ZM169 54V55H170ZM178 54V53H177ZM1 55V54H0ZM161 55H165V54H163L162 52H159V55H156V60H157V58H159V57H157V56H160V58H163V57H161ZM168 55V56H169ZM176 55V54H175ZM148 56V55H147ZM152 56H154V55H152ZM171 56V58H172V55H170ZM11 57H12V55H11ZM167 57V56H166ZM180 57H182V55H180ZM5 58V57H4ZM150 58V57H149ZM177 58V57H176ZM175 58V60L177 61L178 59H176ZM179 58V57H178ZM1 59H2V57H1ZM21 59V58H20ZM167 59H169V58H167ZM166 59V60H167ZM11 60H13V58H11ZM10 60V61H11ZM151 60V59H150ZM166 60H163V61H165V63L167 64V63H169V62H166ZM178 60V61H179ZM249 60L251 61L252 60V58H250V57H247V61L249 62ZM5 61V60H4ZM9 61V60H8ZM101 61V60H100ZM160 61V60H159ZM253 61V60H252ZM15 62H16V60H15ZM117 62V61H116ZM154 62V61H153ZM158 62V61H157ZM172 62V61H171ZM183 62V61H182ZM182 63V64H185V63ZM206 62V61H205ZM204 62V63H205ZM8 63V62H7ZM10 63V62H9ZM115 63V62H114ZM251 63V62H250ZM11 64V63H10ZM15 64V63H14ZM119 64V63H118ZM172 64V63H171ZM181 64V65H182ZM253 65V67H254V69L256 68L257 69V67H262V68H264V56H262L261 57V59L259 60L258 59V61L257 60H254V62L252 63ZM20 65V64H19ZM120 65H121V63H120ZM176 65H178V67L180 66L179 65V63L177 64L176 63ZM176 65H174V68H176L175 66ZM8 66V65H7ZM115 66V65H114ZM119 66V65H118ZM166 66H168V65H166ZM246 66V65H245ZM252 66H249V68L250 67H252ZM257 66V67H256ZM3 67H6V66H2V68ZM244 67V66H243ZM253 67L252 68H250V69H252L251 71H253ZM7 68V67H6ZM14 68V67H13ZM173 68V69H174ZM185 68V67H184ZM248 63H247V66H246V69H243V70H246L247 72H248ZM170 69H171V67H170ZM179 69V68H178ZM177 69V70H178ZM183 69V68H182ZM186 69V68H185ZM184 69V70H185ZM204 69V70H203ZM6 70V69H5ZM5 70H2V71H5ZM11 70V69H10ZM165 70H169V67H168V69H166L165 68ZM212 70V69H211ZM242 70V71H243ZM170 71V70H169ZM238 71V70H237ZM174 72V71H173ZM179 72H180V70H179ZM2 73V72H1ZM13 73H14V71H13ZM12 73V74H13ZM232 73H234L233 71H232ZM239 72H237V74H238ZM249 74H250V72H248ZM176 74V73H175ZM180 74V73H179ZM182 74V73H181ZM195 74V73H194ZM230 74V73H229ZM234 74H236V73H234ZM241 74V76L240 77H242V76H244L242 73H240ZM248 74V75H249ZM177 75V74H176ZM212 75V76H211ZM28 76V75H27ZM186 76V75H185ZM264 76V75H263ZM183 77H184V74H183ZM213 77V78H212ZM231 77L233 78L234 77V75L232 76L231 75ZM10 78H11V76H10ZM238 78V77H237ZM243 78V77H242ZM263 78V77H262ZM24 79V78H23ZM170 79V78H169ZM180 79V78H179ZM245 79V78H244ZM4 80V79H3ZM5 80H6V76H5ZM218 80V79H217ZM26 81V80H25ZM29 81V80H28ZM179 81V80H178ZM177 81V83H179ZM182 81V80H181ZM188 81V82H187ZM238 83H241V81L242 80H240V78H239V80H236ZM245 81V80H244ZM259 81V80H258ZM1 83V82H0ZM172 83V82H171ZM181 83V82H180ZM233 83V82H232ZM246 83V82H245ZM231 84V83H230ZM236 84V83H235ZM243 85V84H242ZM176 86V85H175ZM221 86H222V84H221ZM229 84H228V89H229ZM236 86V85H235ZM260 86H264V79H262V80H260L259 82H257V83H255V85L252 87V88H248L249 90H247V88H246V90L244 91V93L240 96V97H235L234 99H231L229 102H227V104H226V106H224V105H221L222 107L224 106V107H226V108H228L229 110L230 109H232L233 110V108H234V110H235V108L236 107H240V103H242L243 102V100H244V103H245V100H249L250 98H254L256 95V92H257V90H259V87ZM7 87V86H6ZM5 87V88H6ZM220 87V86H219ZM1 88V87H0ZM184 88V87H183ZM187 88V89H188ZM208 88V87H207ZM207 88H205V89H207ZM231 88H232V85H231ZM234 88V87H233ZM235 89V88H234ZM179 90H181V89H179ZM196 90H198V92L196 91ZM232 90V89H231ZM2 91V90H1ZM152 91V90H151ZM168 91V90H167ZM196 91V92H195ZM170 92V91H169ZM168 92V93H169ZM178 92V91H177ZM176 92V93H177ZM181 92V91H180ZM179 92V93H180ZM207 92V91H206ZM119 93H120V90H119ZM151 93V92H150ZM165 93V92H164ZM184 93V94H183ZM190 93V94H189ZM194 93V94H193ZM196 93V94H195ZM230 93V92H229ZM141 94V93H140ZM167 94V93H166ZM174 94V93H173ZM208 94V93H207ZM127 95V94H126ZM146 95V94H145ZM145 95H144V97H145ZM149 95V94H148ZM211 95V94H210ZM130 96H132V95H130ZM169 96V95H168ZM119 97V96H118ZM126 97V96H125ZM140 97V96H139ZM165 97V96H164ZM163 97V98H164ZM167 97V96H166ZM174 97V96H173ZM172 97V98H173ZM226 97H228V95L226 96ZM169 98L170 97H168V100H169ZM178 98H177V101H178ZM147 99V98H146ZM151 99V98H150ZM176 99V98H175ZM195 99H196V101H195ZM119 99H117V101H118ZM125 100V99H124ZM152 100V99H151ZM171 100V99H170ZM227 100V99H226ZM166 101H167V99H166ZM121 102H122V100H121ZM124 102V101H123ZM172 102V101H171ZM166 103H169V102H166ZM177 103V102H176ZM221 103V102H220ZM219 103V104H220ZM164 104V103H163ZM243 104V103H242ZM158 105V104H157ZM180 105V106H181ZM118 106H119V104H118ZM167 106V105H166ZM169 106V105H168ZM178 106V105H177ZM217 106H219V105H217ZM242 106V105H241ZM262 106V108L264 107V104L263 105H261ZM138 107V106H137ZM179 107V106H178ZM201 107V106H200ZM205 107V106H204ZM206 107V108H207ZM221 107V108H222ZM120 108V107H119ZM143 108V107H142ZM145 108V107H144ZM172 108V107H171ZM184 108H182V109H184ZM255 108V107H254ZM135 109H137V108H135ZM134 109V110H135ZM140 109V108H139ZM148 109V108H147ZM160 109V108H159ZM167 109V108H166ZM166 109H164V110H166ZM169 109V108H168ZM207 109V110H208ZM220 110V108L218 107L217 108V113H218V111ZM223 109V108H222ZM237 109V108H236ZM4 110V109H3ZM25 110V109H24ZM211 110V112H213V114L215 115L216 114V112H214V111H212V109H210ZM224 110V112H226L225 111V108L223 109ZM29 111V110H28ZM131 111V110H130ZM130 111H129V113H130ZM150 111V110H149ZM158 111V110H157ZM199 111V110H198ZM222 111V110H221ZM254 111H255V113L254 112H252V113H254L253 114V116H254V122H256L259 118H260V112H256V110L254 109ZM3 112V111H2ZM17 112V111H16ZM137 112V111H136ZM141 112H143V111H141ZM160 112H161V110H160ZM163 112V111H162ZM170 112H171V110H170ZM224 112H222V114L224 113ZM13 113V112H12ZM28 113V112H27ZM124 113H125V111H124ZM144 113V112H143ZM145 113H147V112H145ZM155 113V112H154ZM157 113H159V112H157ZM199 113H201V112H199ZM219 113H220V111H219ZM218 113V114H219ZM260 113V114H259ZM264 113V112H263ZM262 113V114H263ZM20 114V113H19ZM127 114V113H126ZM133 114V113H132ZM138 114H139V111H138ZM161 114V113H160ZM169 114V113H168ZM202 114V113H201ZM221 114V113H220ZM125 115V114H124ZM140 115V114H139ZM145 115V114H144ZM148 115H149V113H148ZM161 115H163V114H161ZM171 115V114H170ZM169 115V116H170ZM196 115V114H195ZM12 116V115H11ZM26 116V115H25ZM126 116V115H125ZM143 116V115H142ZM147 116V115H146ZM158 116V115H157ZM164 116V115H163ZM216 117L218 116L217 114L215 115ZM214 116V117H215ZM251 116H252V114L250 115V120H252L251 119ZM13 117V116H12ZM17 117V116H16ZM23 117V116H22ZM152 117V116H151ZM8 118V117H7ZM21 118V117H20ZM150 118V117H149ZM154 118V117H153ZM158 118V117H157ZM162 118L163 117H161V119H159L158 120V122L156 121V120H153L154 121V123H158V125H160V124H162L163 122V124H165V121L164 120H162ZM248 118L249 117H247L246 119H247V121H250V120H248ZM253 118V117H252ZM2 119V118H1ZM32 119V118H31ZM30 119V120H31ZM155 119V118H154ZM6 120V119H5ZM18 120V119H17ZM29 120V121H30ZM138 120V119H137ZM166 120V119H165ZM221 120V119H220ZM240 120V119H239ZM239 120H238V123L236 124V123H234V125L235 126H230L229 125V127H226L225 128V126H218V127H216L215 126V128L213 127V129L212 130H216L215 131V133L217 132V131H219V133L220 134H222V136H224V132H225V134H229L230 133V135H234V134H236V136L237 137H239V134L240 135H242V133H244V132H247V131H249V132H251L253 129L250 127H246V126H244V125H246V121H245V123L244 122H242L241 120H240V122H239ZM259 120H261L262 122H261V124H262V126H264V115H263V117H262V119L260 118ZM258 120V121H259ZM2 121V120H1ZM22 121V120H21ZM123 121V120H122ZM121 121V122H122ZM131 121V120H130ZM149 121V120H148ZM147 121V122H148ZM156 121V122H155ZM212 121V122H211ZM244 121V120H243ZM13 122V121H12ZM20 122V121H19ZM26 122V121H25ZM24 122V123H25ZM32 122H33V120H32ZM168 122H169V120H168ZM235 122V121H234ZM16 123H17V121H16ZM15 123V124H16ZM22 123V122H21ZM28 123H31V121L30 122H28ZM35 123V122H34ZM101 123V122H100ZM104 123V122H103ZM102 123V124H103ZM156 123V124H157ZM231 123V122H230ZM243 123V124H242ZM9 124H10V121H9ZM32 124V123H31ZM36 124V123H35ZM34 124V125H35ZM120 124V123H119ZM122 125H123V122L121 123ZM126 124V123H125ZM147 124V123H146ZM152 124V123H151ZM233 124V123H232ZM258 124V123H257ZM4 125V124H3ZM18 125V124H17ZM23 125V124H22ZM21 125V126H22ZM118 125V124H117ZM141 125V124H140ZM153 125H155V124H153ZM199 125H200V127H199ZM214 125V124H213ZM251 125V124H250ZM259 125V124H258ZM19 126V125H18ZM28 126H30V125H28ZM103 126V125H102ZM144 126V125H143ZM152 126V125H151ZM208 126V127H207ZM5 127H7V126H5ZM12 127V126H11ZM106 127V126H105ZM148 127V126H147ZM153 127V126H152ZM156 127V126H155ZM162 127V126H161ZM164 127H166V126H164ZM19 128V127H18ZM27 128V127H26ZM32 128V127H31ZM33 128H34V126H33ZM43 128H45V127H43ZM98 128H100V127H98ZM102 128V127H101ZM156 128H159V127H156ZM163 128V127H162ZM259 129L261 128V125H260V127H258ZM38 129H40V128H38ZM96 129V128H95ZM129 129V128H128ZM132 129V128H131ZM141 129H142V126H141ZM152 129V128H151ZM151 129H148V132L151 130ZM210 129V130H211ZM254 129H257V128H255L254 127ZM10 130V129H9ZM16 130V129H15ZM153 130H155V128L154 129H152V131ZM174 130V131H173ZM258 130V129H257ZM11 131V130H10ZM24 131H25V129H24ZM34 131H35V129H34ZM97 131H99V130H97ZM116 131H118V130H116ZM122 131H123V129H122ZM124 131H125V129H124ZM146 131V130H145ZM152 131H150V132H152ZM158 131H160V130H157V132ZM162 131V130H161ZM160 131V132H161ZM178 131V132H177ZM254 131V130H253ZM31 132V131H30ZM222 132V133H221ZM234 132H238L239 134H237V133H234ZM34 133V132H33ZM38 133V132H37ZM43 133V132H42ZM95 133H98V132H95ZM99 133H100V131H99ZM142 133V132H141ZM154 133V132H153ZM162 133V132H161ZM165 133V132H164ZM175 133V134H176ZM9 134V133H8ZM16 133H14V135H15ZM25 134V133H24ZM113 134V133H112ZM111 134V135H112ZM140 134V133H139ZM146 134V133H145ZM145 134H143V136L145 135ZM168 134V133H167ZM174 134V133H173ZM173 134H172V136L171 137H173ZM175 134H174V136H175ZM228 134H227V136H228ZM22 135V134H21ZM133 135V134H132ZM154 135V134H153ZM165 135V134H164ZM189 135V136H188ZM24 136V135H23ZM97 136V135H96ZM107 136H108V134H107ZM141 136V135H140ZM148 136H150V135H148ZM152 136V135H151ZM159 136V135H158ZM188 136V137H187ZM34 137V136H33ZM93 137H95V136H93ZM119 137H121V136H119ZM122 137H124V136H122ZM142 137V136H141ZM168 137H169V135H168ZM168 137H167V139H165V141L164 140H162V141H164V143H168V144H170L171 143V140L172 139H168ZM212 137V136H211ZM217 137V136H216ZM230 137V136H229ZM18 138V137H17ZM41 138V137H40ZM89 138H91V137H89ZM88 138V139H89ZM98 138V137H97ZM110 138V137H109ZM143 138V137H142ZM141 138V139H142ZM146 138L147 139H149V137H147V135H146ZM145 138V139H146ZM157 138V137H156ZM161 138V137H160ZM159 138V139H160ZM166 138V137H165ZM175 138V137H174ZM177 138H179V137H177ZM176 138V139H177ZM219 138V137H218ZM224 138V137H223ZM240 138H241V136H240ZM37 139H38V137H37ZM91 139H93V138H91ZM100 139V138H99ZM114 139V138H113ZM154 139V137L152 138V141H151V146L154 144V142H155V139ZM184 139V140H185ZM233 139V141H234V138H232ZM239 139V138H238ZM28 140V139H27ZM39 140V139H38ZM86 140V139H85ZM94 140V139H93ZM98 140V139H97ZM109 140V139H108ZM110 140H112V138L110 139ZM109 140V141H110ZM116 140H117V138H116ZM116 140H112V142H113V144H115V141ZM125 140V139H124ZM134 140V139H133ZM175 140V139H174ZM173 140V141H174ZM178 140V139H177ZM176 140V141H177ZM236 140V139H235ZM18 141V140H17ZM42 141V140H41ZM102 141V140H101ZM108 141V142H109ZM121 141H122V139H121ZM136 141V140H135ZM147 141V140H146ZM149 141H150V139H149ZM148 141V142H149ZM158 141V140H157ZM176 141H175V143H176ZM232 141V140H231ZM30 142V141H29ZM105 142V141H104ZM124 142V141H123ZM128 142V141H127ZM130 142V141H129ZM134 142V141H133ZM132 142V143H133ZM143 142H145V140H143ZM178 142H179V140H178ZM234 142H236V141H234ZM242 142V145H243V142L244 141H241ZM7 143V142H6ZM12 143V142H11ZM27 143V142H26ZM36 143V142H35ZM40 143V142H39ZM116 143H118V142H116ZM119 143H120V141H119ZM136 143V142H135ZM138 143H140V142H138ZM146 143V142H145ZM144 143V144H145ZM158 143V142H157ZM174 143V142H173ZM174 143V144H175ZM185 143V142H184ZM221 143H223V142H220V140L219 139H217V138H215V134H214V138H209V140H205L204 141V144H203V142H201V144H199L200 146L202 145L203 147H201V149L203 148L204 149V151H202V153L204 152V154L203 155H205V153L206 152H209L210 151V149H212V148H221L220 146H222L221 145ZM236 143H238V142H236ZM236 143H234L235 144V146H236V149H237V152H235V151H233L232 153H237L235 156H233L234 158H235V160H232L231 162L235 165V166H237V163H241L242 162V160H244L245 161V159L246 158H248L247 160L249 161V157L250 158H254V160L256 161V159L258 158H263L264 157V145L263 146H258L257 148L256 147H252V148H250V151H248V152H253L252 150L255 148L257 151H255L254 153H252V154H256L257 155V152L259 151L260 152V154H258L257 156H255V155H250V153L249 154H247L248 152H240V141H239V144H237L236 145ZM8 144V143H7ZM28 144V143H27ZM30 144V143H29ZM101 144H103V143H101ZM105 144H106V146L108 145V143H106L105 142ZM120 144H122V143H120ZM126 144V143H125ZM147 144V143H146ZM158 144H160V143H158ZM162 144H163V142H162ZM181 144H183V143H181ZM232 144V143H231ZM233 144V145H234ZM17 145V144H16ZM123 145V144H122ZM136 145V144H135ZM143 145V144H142ZM155 145V144H154ZM153 145V146H154ZM171 145V144H170ZM241 145V146H242ZM10 146V145H9ZM13 146V145H12ZM11 146V147H12ZM34 146V145H33ZM84 146V145H83ZM99 146V145H98ZM104 146V144L102 145V147ZM111 146H113V145H111ZM116 146V145H115ZM126 146V145H125ZM138 146H139V144H138ZM137 146V147H138ZM146 146V145H145ZM161 146V145H160ZM166 146V145H165ZM164 145H163V147H165ZM175 146H178V145H175ZM228 146V145H227ZM231 146V145H230ZM235 146L233 147L234 149H235ZM237 146H239V147H237ZM7 147V146H6ZM29 147V146H28ZM28 147H26V148H28ZM37 147V146H36ZM101 146H99V148L98 149H101L100 148ZM110 147V146H109ZM136 147V146H135ZM147 147H148V145H147ZM150 147V146H149ZM156 147V149H157V145L156 146H154V148ZM168 147V146H167ZM170 147V146H169ZM182 147V146H181ZM186 147V146H185ZM31 148V147H30ZM112 148V147H111ZM114 148V147H113ZM187 148V147H186ZM55 149V148H54ZM106 149V148H105ZM119 149V148H118ZM141 149H143V148H141ZM158 149H160V148H158ZM157 149V151L158 152H160L159 150ZM162 149V148H161ZM200 149V150H201ZM245 149V148H244ZM3 150V149H2ZM30 150V149H29ZM34 150V149H33ZM103 150V149H102ZM151 150H153V149H151ZM167 150V149H166ZM171 150V149H170ZM170 150H169V152H170ZM185 150V149H184ZM188 150V149H187ZM230 150V149H229ZM247 150V149H246ZM16 151V150H15ZM37 151H39V150H37ZM45 151V150H44ZM112 151V150H111ZM115 151V150H114ZM124 150L122 149V152H123ZM150 151V150H149ZM156 151V152H157ZM162 151V150H161ZM214 151V150H213ZM228 151V150H227ZM33 152V151H32ZM36 152V151H35ZM110 152V151H109ZM108 152V153H109ZM116 152V151H115ZM154 153H153V155H154V157L155 158H159L158 157V155L160 154V153H158V155L155 153V151H153ZM163 152V151H162ZM172 152V151H171ZM178 152V151H177ZM185 152V151H184ZM212 152V151H211ZM215 152V151H214ZM47 153V152H46ZM98 153V152H97ZM106 153V152H105ZM120 153V152H119ZM127 153H129V152H127ZM145 153V152H144ZM164 153H165V151H164ZM168 153V152H167ZM187 153V152H186ZM225 153V152H224ZM229 153V152H228ZM231 153V152H230ZM6 154H7V152H6ZM25 154V153H24ZM146 154V153H145ZM155 154H156V156H155ZM180 154V155H179ZM179 156H180V158H182L183 159V157L185 156V154H182V155H184V156H182L181 155V153L179 152ZM190 154V153H189ZM207 154V153H206ZM211 154V153H210ZM28 155V154H27ZM29 155H32V154H29ZM42 155V154H41ZM45 155H47V154H45ZM51 155V154H50ZM101 155V154H100ZM103 155V154H102ZM111 155V154H110ZM114 155H116V154H114ZM141 155V154H140ZM150 155H152V154H150ZM162 155L163 154H161V157H162ZM175 155V154H174ZM174 155H173V157H174ZM177 155V156H178ZM212 155V154H211ZM234 155V154H233ZM248 155V156H247ZM2 156H3V153H2ZM1 156V157H2ZM7 156V155H6ZM53 156V155H52ZM85 156V155H84ZM119 156V155H118ZM142 156V155H141ZM163 156H165V155H163ZM177 156H175V157H177ZM213 156V155H212ZM215 156V155H214ZM218 156V155H217ZM10 157H13V156H10ZM16 157V156H15ZM19 157V156H18ZM30 157V156H29ZM29 157H28V159H29ZM35 157V156H34ZM37 158H38V156H36ZM44 157V156H43ZM108 157H109V155H108ZM107 157V158H108ZM116 157L117 156H115V160H116ZM152 157V156H151ZM160 157V158H161ZM167 155L163 158L162 157V159H164V160H161V159H159L158 160V162L156 163V165L159 163V164H161L162 162H165V164H166V161H169V163H171L172 162V160L170 161V160H168L167 159ZM186 157H188V156H186ZM221 157V156H220ZM23 158V157H22ZM49 158V157H48ZM97 158V157H96ZM111 158V157H110ZM143 157H141L140 159H142ZM146 158V157H145ZM155 158H153V159H155ZM185 158V157H184ZM196 158V157H195ZM223 158V157H222ZM256 158V159H255ZM5 159V158H4ZM6 159H8V158H6ZM46 159V158H45ZM50 159V158H49ZM53 159V158H52ZM55 159V158H54ZM109 159V158H108ZM112 159H114V158H112ZM123 159V158H122ZM132 159H134V158H132ZM139 159V158H138ZM138 159H135V161L136 160H138ZM149 159V158H148ZM170 159H172V158H170ZM176 159H178V158H176ZM175 159V160H176ZM198 159V158H197ZM197 159H196V161H197ZM0 160H1V158H0ZM10 160H12V159H10ZM20 160V159H19ZM23 160V159H22ZM30 160V159H29ZM33 160H35V159H33ZM38 160V159H37ZM51 160V159H50ZM49 160V161H50ZM178 160H180V159H178ZM177 160V161H178ZM184 160H186V159H184ZM183 160V161H184ZM9 161V160H8ZM46 161V160H45ZM95 161V160H94ZM101 162H102V160H100ZM99 161V162H100ZM109 161V160H108ZM110 161H112V160H110ZM109 161V162H110ZM116 161H118L119 162V160H116ZM123 161H124V159H123ZM145 161V160H144ZM148 161V160H147ZM154 162L156 161V160H153ZM159 161H162V162H159ZM173 161H174V159H173ZM186 161H189V160H186ZM223 161H225V160H221L220 158H212V161L210 162V161H206L205 163H209L210 164V168H204V167H209V165H207L206 164V166L205 165H203V170H202V168L201 169H199V171H201L200 173H202V174H205V173H210L211 171H213V170H215V168H217L218 170H219V166H224L225 168H223V172H224V169H225V171H227V172H225L226 173V175L228 176V174L229 175H231V179H230V181L233 183V181L232 180H236L234 183H233V185H232V183H230V181L228 180V182H226V183H229L230 185H229V187L232 185L234 188H235V190L236 189H239V190H241L242 192L239 194V193H236V195L237 196H235V193H234V197H236V198H234L232 201H229V202H231L230 204H228V203H226V205L223 203L222 205H220V203H218L219 204V207L217 206V205H215L214 206V203H212V205L214 206H212L211 205V207H213V210H211V212L209 211L210 209H211V207L209 206L211 203H209L210 201V199L209 198H207V199H209L208 201V203H209V205H208V208L207 209H209L208 210V212H206L207 210H202V208H201V210H202V212L201 211H197L198 210V208H199V206L201 207V204L203 205L202 207H204V209H206V207H207V205L205 206L204 204H208V203H206V202H203L204 200H202L201 202H203V203H194V202H192V201H190L189 199H181V201L183 202H181V203H179V200L180 199H178V203H179V209H180V206L181 207H183L184 205L183 204H186V205H188L189 207V209H190V211H188L189 213H187V215H186V213H185V215L183 216V217H181V218H185L186 220H189V224H188V222H187V224H188V226H187V229H186V231H185V234H184V239L180 236V239H183V241L181 240V241H177L176 242V240L172 243L173 245L169 248L168 246V251L166 250V253H165V250H164V252H163V250H162V254H160V252H159V254L158 253H155V254H158V255H160V257L159 258H162L163 256L164 257H166V259H169L170 260V258L172 259H175V260H172V261H179L180 259L182 260V258H185V261H187V259H186V257L187 256H189V258L191 257V258H194L195 260L193 261V260H189L191 263L190 264H192V261L193 262H195V264H263L264 263V165L262 164V162L261 163H259L260 161L258 160V162H254V165H255V167H251L250 169L248 168L247 170H245V171H239V170H236V172L237 171H239V172H235V169H234V167H232L231 168V166L233 165V164H231V162L230 161H228V160H226L227 162H223ZM253 161V160H252ZM1 162V161H0ZM3 162V161H2ZM12 162V161H11ZM21 162V161H20ZM29 162V161H28ZM38 162V161H37ZM43 161H41V163H42ZM103 162H105V160L103 161ZM117 162V163H118ZM120 162H121V160H120ZM190 162H193V161H189L188 162V164L190 163ZM222 162V163H221ZM251 162V161H250ZM250 162H247V163H250ZM97 163V162H96ZM116 163V162H115ZM134 163V162H133ZM138 163V162H137ZM178 163V162H177ZM197 163H198V161H197ZM224 163H226V165L224 164ZM243 163V162H242ZM252 163V162H251ZM250 163V164H251ZM10 164V163H9ZM13 164V163H12ZM12 164H10V165H12ZM38 164V163H37ZM44 164H45V162H44ZM47 164V163H46ZM151 164V163H150ZM155 164V163H154ZM158 164V165H159ZM172 164H173V162H172ZM174 164H176V163H174ZM181 164V163H180ZM220 164H223V165H220ZM1 165H3V164H1ZM0 165V166H1ZM6 165H8V164H6ZM25 165V164H24ZM39 165H40V163H39ZM94 165V164H93ZM97 165H98V163H97ZM124 165V164H123ZM122 165V166H123ZM128 165V164H127ZM134 165V164H133ZM144 165V164H143ZM142 165V166H143ZM147 165H149V164H147ZM153 165V163L151 164V166ZM190 165H193L192 163L190 164ZM194 165H196V163L194 164ZM254 165H252V166H254ZM258 165V166H257ZM44 166V165H43ZM43 166H41V167H43ZM47 166V165H46ZM119 166V165H118ZM137 166H138V164H137ZM161 166V165H160ZM173 166V165H172ZM197 166H199L198 164H197ZM218 166V167H217ZM251 166V165H250ZM32 167H33V165H32ZM40 167V166H39ZM38 166H37V168H39ZM103 167H104V165H103ZM108 167V166H107ZM112 167V166H111ZM140 167V166H139ZM146 167V166H145ZM154 167H156V166H154ZM159 167V166H158ZM157 167V168H158ZM165 167V166H164ZM177 167V166H176ZM193 167V166H192ZM200 167H201V163H200ZM3 167L1 166V169H2ZM6 168H7V166H6ZM13 168V167H12ZM15 168H17V167H15ZM33 168H35V167H33ZM99 168V171H100V167H98ZM125 168V167H124ZM126 168H128V167H126ZM191 168V167H190ZM195 168V167H194ZM197 168H199V167H197ZM236 168V167H235ZM246 168V167H245ZM7 169H9V166H8V168ZM10 169H11V167H10ZM9 169V170H10ZM24 169H26V167L24 168ZM23 169V170H24ZM32 169V168H31ZM139 169V168H138ZM144 169V168H143ZM152 171H153V166H152ZM163 169V168H162ZM112 170V169H111ZM149 170V169H148ZM160 169L158 168V171H159ZM195 170V169H194ZM217 170V171H218ZM4 171V170H3ZM15 171V170H14ZM33 171V170H32ZM108 171V170H107ZM106 171V172H107ZM151 171V170H150ZM151 171V172H152ZM157 171V170H156ZM157 171V172H158ZM186 171V170H185ZM197 171V170H196ZM199 171H198V174H199ZM220 171H221V168H220ZM235 173H234V172ZM13 172V171H12ZM18 172V171H17ZM20 172V171H19ZM30 173H31V170L29 171ZM34 172H35V170H34ZM50 172V171H49ZM141 172V171H140ZM256 172V173H255ZM44 174H45V172H43ZM109 173V172H108ZM135 173V172H134ZM142 173V172H141ZM150 173V172H149ZM221 173V172H220ZM228 173V174H227ZM1 174H3V173H1ZM5 174H6V171H5ZM10 174V173H9ZM19 173H17V175H18ZM26 174V173H25ZM40 174H41V172H40ZM102 174H104V172L102 173ZM121 174V173H120ZM120 174H118V175H120ZM160 174V173H159ZM196 174V173H195ZM202 174H201V176H202ZM222 174L223 173H221L220 175L222 176ZM36 175V174H35ZM106 175V174H105ZM110 175V174H109ZM117 175V176H118ZM130 175V174H129ZM133 175V174H132ZM151 175H152V173H151ZM155 175V174H154ZM197 175V174H196ZM200 175V174H199ZM198 175V176H199ZM219 175V176H220ZM225 175V174H224ZM225 175V176H226ZM234 175V176H233ZM5 176V175H4ZM7 176V178H8V176L9 175H6ZM12 176V175H11ZM23 176V175H22ZM30 176H32V175H30ZM38 176V175H37ZM116 176V175H115ZM121 176V175H120ZM124 176V175H123ZM126 177H128L127 175H125ZM157 176V175H156ZM218 176V175H217ZM0 177H2V175H0ZM32 177H35L34 175L32 176ZM40 177V176H39ZM43 177V176H42ZM126 177H125V179H126ZM135 177V176H134ZM137 177V176H136ZM160 176H158V178H159ZM197 177V176H196ZM4 178V177H3ZM6 178V177H5ZM7 178H6V181L4 182V183H2L1 185H0V264H13V263H15V262H10L11 260L9 259V258H11V256H10V254L16 249V248H18L17 247V244H19V246H20V243H24L22 240V242L20 241V243H18V241H16V237H14V236H16L17 234H19L18 236H20V233H19V231L21 230V228L22 229H24V227H26L27 226V224L29 223V220H30V222H31V220L32 219H29L31 216H29V218H26L25 219V217H22L23 215H21V217L19 216V211L21 210L22 211V209H23V207H21L22 205H26V203L25 202H23V201H20V204H21V202H23L24 204H22V205H20V204H18L19 203V201H16L15 203H13L15 200H16V197L18 196V198L20 197V194H23V193H25V192H27V191H30V190H32V185H31V188H30V180H31V178L29 179V177L28 176H25V178L23 179H19V180H9V178H8V180H7ZM13 178V177H12ZM37 178V177H36ZM83 178V177H82ZM81 178V179H82ZM108 178V177H107ZM150 178V177H149ZM156 178V177H155ZM182 178H184V177H182ZM201 178H203V177H201ZM205 178V177H204ZM232 178H235V179H232ZM33 179V178H32ZM38 179V178H37ZM53 180H54V178H52ZM60 179V178H59ZM62 179V178H61ZM77 179V178H76ZM123 179V178H122ZM124 179V180H125ZM130 179V178H129ZM157 179V178H156ZM156 179H155V181L154 182H156ZM171 179V178H170ZM174 179H177V178H174ZM220 179H221V177H220ZM250 179V180H249ZM0 180H2V179H0ZM4 180V179H3ZM35 180V179H34ZM56 180V179H55ZM157 180H160V178L159 179H157ZM172 180V179H171ZM170 180V181H171ZM224 180V179H223ZM244 180H246V181H244ZM247 180H249L250 182L248 183V181ZM80 181H82V180H80ZM118 181V180H117ZM126 181V180H125ZM149 181V180H148ZM181 181H183V179L181 180ZM221 181V180H220ZM226 181V180H225ZM243 181L244 182H246V183H243ZM2 182V181H1ZM0 182V183H1ZM84 182H86V181H84ZM114 181L112 180V183H113ZM121 182H123V181H121ZM128 182V181H127ZM135 182H136V180H135ZM139 182V181H138ZM158 182V181H157ZM156 182V183H157ZM167 182V181H166ZM165 182V183H166ZM175 182V181H174ZM179 182V181H178ZM205 182V181H204ZM125 183V182H124ZM129 183V182H128ZM169 183V182H168ZM186 183H187V181H186ZM207 183V182H206ZM206 183H204V184H206ZM223 183V182H222ZM33 184V183H32ZM40 184V183H39ZM80 184H81V182H80ZM111 184V183H110ZM139 184V183H138ZM38 185V184H37ZM41 185V184H40ZM68 185H69V183H68ZM127 185V184H126ZM141 185V184H140ZM148 185V184H147ZM150 185V184H149ZM177 185V184H176ZM198 185V183L197 184H195V186H197ZM201 185V184H200ZM210 185V184H209ZM208 185V186H209ZM195 186H194V189H193V191H191V192H189V193H193L194 191L196 192V188H195ZM202 186H204V185H202ZM212 186V185H211ZM231 186V187H232ZM37 187V186H36ZM47 187V186H46ZM126 187V186H125ZM183 187V186H182ZM182 187H181V189H182ZM192 187V186H191ZM205 187H207V185L205 186ZM229 187H227V188H229ZM230 187V188H231ZM38 188H40V187H38ZM129 188V187H128ZM145 188H147V187H145ZM148 188H150V187H148ZM179 188V187H178ZM212 188V187H211ZM35 189V188H34ZM71 189V188H70ZM107 189V188H106ZM118 189V188H117ZM134 189V188H133ZM136 189H137V187H136ZM139 189H140V187H139ZM174 189V188H173ZM233 189V188H232ZM37 190V189H36ZM43 190V189H42ZM66 190V189H65ZM114 190H115V188H114ZM175 190V189H174ZM176 190H177V188H176ZM176 190H175V192H176ZM179 190V189H178ZM190 190H192V189H190ZM230 191H232L231 189H229ZM229 190H227V191H229ZM234 190V189H233ZM238 190V192H240ZM38 191V190H37ZM69 191V190H68ZM77 191V190H76ZM109 191V190H108ZM130 191V190H129ZM135 191V190H134ZM134 191H132V192H134ZM143 191V190H142ZM168 191V190H167ZM171 191H172V189H171ZM182 191V190H181ZM208 191V190H207ZM23 192V193H22ZM58 192V191H57ZM71 192H73L72 190H71ZM165 192H166V190H165ZM169 193H170V190L168 191ZM178 193H179V191H177ZM183 192V191H182ZM204 192H206V191H204ZM219 192V191H218ZM224 191H222V193L221 194H225V193H223ZM225 192H226V190H225ZM233 192H236V191H233ZM49 193V192H48ZM164 193V192H163ZM217 193V192H216ZM226 193H228V192H226ZM26 194V193H25ZM24 194V195H25ZM29 193H27V195H28ZM39 194V193H38ZM44 194V193H43ZM71 194V193H70ZM75 194V193H74ZM132 194V193H131ZM130 194V195H131ZM136 194V193H135ZM166 194V193H165ZM170 194H172V192L170 193ZM180 194V193H179ZM184 194V193H183ZM182 193H181V195H183ZM187 194H188V192H187ZM202 194V193H201ZM230 194V193H229ZM26 195V196H27ZM49 195V194H48ZM64 195V194H63ZM80 195V194H79ZM133 195V194H132ZM137 195H138V193H137ZM140 195V194H139ZM164 195V194H163ZM167 195V194H166ZM186 195V194H185ZM213 195V194H212ZM68 196V195H67ZM70 196V195H69ZM73 196V195H72ZM174 196V195H173ZM173 196H171V197H173ZM194 196V195H193ZM206 196V195H205ZM216 197L218 196V195H215ZM33 197V196H32ZM41 197V196H40ZM50 197V196H49ZM71 197V196H70ZM126 197H128V196H126ZM180 197V196H179ZM182 197V196H181ZM224 197V196H223ZM15 198V199H14ZM76 199L78 198L77 197V195H76V197H75ZM74 198V199H75ZM112 198V197H111ZM114 198V197H113ZM124 198V197H123ZM133 198V197H132ZM136 198V197H135ZM169 198V197H168ZM192 198H194V197H192ZM191 198V199H192ZM202 198H204V195L202 196ZM213 198H214V196H213ZM217 198H222V196L219 194V196L217 197ZM232 198V197H231ZM44 199V198H43ZM75 199V200H76ZM80 199V198H79ZM82 199V198H81ZM94 199V198H93ZM110 199V198H109ZM118 199V198H117ZM119 199H122V197L121 198H119ZM124 199H126V198H124ZM176 199V198H175ZM214 199H216V198H214ZM213 199V200H214ZM230 199V198H229ZM17 200H20V199H17ZM21 200H23V199H21ZM111 200V199H110ZM115 200V199H114ZM123 200V199H122ZM195 200V199H194ZM218 200V199H217ZM231 200V199H230ZM11 201H12V203H11ZM28 201V200H27ZM30 201V200H29ZM57 201V200H56ZM74 201V200H73ZM77 201V200H76ZM108 201V200H107ZM127 201V203L129 202L128 201V199L126 200ZM132 201V200H131ZM200 201V200H199ZM215 201V200H214ZM221 201H223V199L221 200ZM224 201L225 202H227L226 200H225V198H224ZM32 202V201H31ZM63 202V201H62ZM106 202V201H105ZM117 202V201H116ZM123 202V201H122ZM134 202V201H133ZM30 203V202H29ZM35 203V202H34ZM79 204H81L80 202H78ZM77 203V205H79ZM172 203V202H171ZM174 203V202H173ZM173 203H172V205H173ZM65 204V203H64ZM85 204V203H84ZM83 204V205H84ZM111 204V203H110ZM115 204H118V202L117 203H115ZM122 204V203H121ZM176 206H177V204L176 203H174ZM181 204V205H180ZM200 204V205H199ZM9 205H11V206H9ZM28 205V204H27ZM26 205V206H27ZM61 205V204H60ZM76 205V204H75ZM82 205V206H83ZM87 205V204H86ZM108 205V204H107ZM224 205V206H223ZM26 206H24V208L26 207ZM109 206V205H108ZM116 206V205H115ZM118 206V205H117ZM33 207V206H32ZM38 207V206H37ZM69 207V206H68ZM78 206H76L75 208H77ZM114 207V206H113ZM187 207V206H186ZM210 207V208H209ZM22 208V209H21ZM28 208V207H27ZM74 208V209H75ZM81 208V207H80ZM79 208V210H81ZM171 208H173V207H171ZM170 208V209H171ZM176 208V210H177V208L178 207H175ZM174 208V209H175ZM194 208H196V209H194ZM26 209V208H25ZM40 209V208H39ZM63 209H65V208H62V210ZM105 209V208H104ZM103 209V210H104ZM182 209V208H181ZM193 209H194V211H193ZM61 210V209H60ZM77 210H78V208H77ZM102 210V211H103ZM172 210V209H171ZM175 210V211H176ZM196 210V211H195ZM25 210H23V212H24ZM48 211V210H47ZM65 211V210H64ZM74 211H76V209L74 210ZM180 211H182V210H180ZM27 212V211H26ZM46 212V211H45ZM44 212V213H45ZM81 212V211H80ZM104 212V211H103ZM174 212V211H173ZM25 213V212H24ZM23 213V214H24ZM33 213V212H32ZM75 213V212H74ZM191 213V214H190ZM17 214H18V216L19 217H17ZM22 214V213H21ZM35 214V213H34ZM40 214V213H39ZM64 214V213H63ZM80 214V213H79ZM82 214H83V212H82ZM112 214V213H111ZM211 214V215H210ZM14 215V216H13ZM16 215V216H15ZM52 215V214H51ZM69 215V214H68ZM72 215H73V213H72ZM81 215V214H80ZM94 215V214H93ZM114 215V214H113ZM112 215V216H113ZM178 215V214H177ZM33 216V215H32ZM36 216H37V213H36ZM43 216V215H42ZM50 216V215H49ZM56 216V215H55ZM79 216V215H78ZM111 216V217H112ZM115 216V215H114ZM14 217V218H13ZM16 217V218H15ZM39 217V216H38ZM58 217V216H57ZM102 217V216H101ZM103 217H105V216H103ZM31 218H33V217H31ZM42 218V217H41ZM48 218V217H47ZM52 218V217H51ZM65 218H68V217H65ZM74 218H76V217H74ZM80 218V217H79ZM79 218H78V220H79ZM38 219V218H37ZM36 220V219H35ZM64 220V219H63ZM63 220H62V222H63ZM72 221H73V219H71ZM77 220V219H76ZM120 220V219H119ZM34 221V220H33ZM45 221H47L46 219H45ZM74 221H75V219H74ZM106 221V220H105ZM111 221H112V219H111ZM28 222V223H27ZM60 222V221H59ZM102 222V221H101ZM55 223V222H54ZM64 223H66V221L64 220ZM67 223H69V221L67 222ZM66 223V224H67ZM104 222H102V224H103ZM106 223V222H105ZM112 223H113V221H112ZM115 223V222H114ZM117 223V222H116ZM178 223V222H177ZM184 223H186V222H184ZM52 224V223H51ZM59 224V223H58ZM66 224H65V226H66ZM70 224H71V221H70ZM73 224V223H72ZM75 224H76V222H75ZM79 224V223H78ZM98 224V223H97ZM101 224V225H102ZM107 224V223H106ZM37 225V224H36ZM43 225V224H42ZM60 225V224H59ZM68 225V224H67ZM74 225V224H73ZM71 226V225H70ZM103 226V225H102ZM101 226V227H102ZM114 226V225H113ZM63 227V230H62V232L65 230V229H67V226H66V228H64V226L63 225H61L60 227L58 226V231H61V230H59V228H62ZM72 227V226H71ZM179 227H181V225H179ZM179 227L178 228H176V229H179ZM185 227V226H184ZM34 228V227H33ZM32 228V229H33ZM69 228V227H68ZM76 228V227H75ZM79 228V227H78ZM28 229V228H27ZM39 229H40V227H39ZM43 229L44 228H42L41 230L43 231ZM102 229V228H101ZM115 229V228H114ZM176 229H174L175 231H176ZM26 230V229H25ZM36 230V229H35ZM46 230V229H45ZM56 230V229H55ZM69 230H70V228H69ZM111 230V229H110ZM109 230V231H110ZM181 230V229H180ZM30 231V230H29ZM33 231V230H32ZM31 231V232H32ZM38 231V230H37ZM48 231V230H47ZM53 232H51L50 231V233H54L55 231L54 230H52ZM57 231V232H58ZM99 231V230H98ZM30 232V234L31 235H36V234H32ZM41 232V231H40ZM40 232H38V233H40ZM44 232V231H43ZM61 232V233H62ZM66 232V231H65ZM79 232V231H78ZM97 232V231H96ZM102 232V231H101ZM26 233H27V231H26ZM29 233V232H28ZM42 233V232H41ZM44 233H46V231L44 232ZM59 233L60 232H58V234L57 233H54L55 234V236H58L59 235ZM114 233H115V231H114ZM63 234L66 236V234L63 232ZM112 234H113V232H112ZM182 234V233H181ZM22 235V234H21ZM29 235V234H28ZM26 235L28 238H26L25 236H24V238L25 239H28L29 241H30V244L32 243V242H34V238H35V236L33 237V239H31V235ZM46 235H48V234H46ZM46 235H44V237H46ZM62 235V234H61ZM114 235V234H113ZM5 236V238L8 236V237H14L15 239H12L11 241H12V243L9 241L10 240V238L8 239V237H7V239L8 240H6V239H4V241H7L6 243L3 241V237ZM50 236H52V237H50ZM54 235H52V234H49V237H50V239L52 238L53 240H55V236L53 237ZM68 236V235H67ZM95 236V235H94ZM97 236H98V234H97ZM38 237H39V235H38ZM48 237V236H47ZM99 237V236H98ZM23 238V237H22ZM37 238V237H36ZM101 238V237H100ZM100 238H99V241H100ZM111 238H113V236L111 237ZM186 238V239H185ZM45 239V238H44ZM49 239V240H50ZM51 239V240H52ZM95 239V238H94ZM109 239H110V236H109ZM117 239V238H116ZM177 239V238H176ZM13 240H14V242H13ZM24 240V239H23ZM38 239H36V241H37ZM45 240H47L48 241V238L47 239H45ZM64 240V239H63ZM82 240V239H81ZM111 240V239H110ZM109 240V241H110ZM114 240V238L112 239V241ZM178 240H179V238H178ZM8 241L11 243H9L8 244ZM25 241V240H24ZM60 241H62V240H60ZM73 241V240H72ZM71 241V242H72ZM85 241V240H84ZM115 241V240H114ZM113 241V242H114ZM39 242V241H38ZM71 242H69V243H71ZM82 242V241H81ZM102 242V241H101ZM185 242H187V244L185 243ZM1 243H3V245H1ZM37 243V242H36ZM42 243V242H41ZM53 243V242H52ZM63 243V242H62ZM79 243V242H78ZM100 243V242H99ZM185 243V244H184ZM8 244V245H7ZM25 244H27V243H25ZM29 244V245H30ZM39 244H40V242H39ZM44 244H45V242H44ZM46 244H48V243H46ZM72 244V243H71ZM71 244H69L68 246H69V250L71 251V252H73V253H75L74 251H76V249H74L73 247H74V245H73V247H72V245ZM74 244H75V242H74ZM97 244V243H96ZM171 244V243H170ZM175 244V245H174ZM43 245V244H42ZM51 245V244H50ZM81 245H82V243H81ZM45 246V245H44ZM71 246V247H70ZM50 247V246H49ZM63 247V246H62ZM160 247V246H159ZM166 247V248H167ZM20 248V247H19ZM30 248V247H29ZM36 248V247H35ZM75 248H79V247H75ZM82 247H80V249H81ZM137 248V247H136ZM21 249V248H20ZM52 249V248H51ZM66 249H67V247H66ZM17 250V249H16ZM19 250V249H18ZM25 250V249H24ZM23 250V251H24ZM155 250V249H154ZM158 250V249H157ZM90 251V250H89ZM114 251V250H113ZM215 253H214V252ZM19 252V251H18ZM17 252V253H18ZM31 252H32V250H31ZM65 252V251H64ZM213 252V257L212 256H210L211 255V253ZM21 253V252H20ZM66 253H67V251H66ZM72 253V254H73ZM115 253V252H114ZM133 253V252H132ZM16 253H14V255H15ZM19 254V253H18ZM17 254V255H18ZM153 254V256H154V252L152 253ZM215 254V255H214ZM14 255H12L13 257H14ZM162 255V256H161ZM73 256V255H72ZM185 256V257H184ZM214 256H215V258H214ZM65 257H67V256H65ZM69 257H71V256H68L66 259H69V260H67L68 262H66V263H68V264H72V260L73 259H71V258H69ZM78 257V256H77ZM110 257V256H109ZM112 257V256H111ZM149 257H150V259H149ZM155 257H158V256H154L153 258L151 257V256H147L146 255V258H145V260L147 259L148 261L149 260H151V259H155ZM167 257H169V258H167ZM212 257V258H211ZM18 258V257H17ZM16 258V259H17ZM159 258H158V261H159ZM214 258V259H213ZM15 259V258H14ZM15 259V260H16ZM62 259H64V258H62ZM66 259L65 260H63V262L64 261H66ZM71 259V260H70ZM112 259H114V258H112ZM112 259H110V260H112ZM165 259V258H164ZM163 259V260H164ZM209 259H211L212 261H209ZM13 260V259H12ZM53 260V259H52ZM76 260V259H75ZM78 260V259H77ZM145 260H144V263H145ZM184 260V259H183ZM206 260V261H205ZM17 261V260H16ZM58 261H60V260H58ZM74 261V260H73ZM79 261H81V260H79ZM113 261V262H112ZM111 262V264H113L114 262H115V260H112ZM151 261H153V260H151ZM176 261V262H177ZM8 262V263H7ZM62 262V261H61ZM76 262V261H75ZM74 262V263H75ZM171 262V261H170ZM182 262V261H181ZM19 263V261L18 262H16L15 264H18ZM65 263V264H66ZM73 263V264H74ZM77 264H78V262H76ZM148 262H146V264H147ZM149 263H150V261H149ZM183 263V262H182ZM181 263V264H182ZM188 263V262H187ZM187 263H184V264H187ZM56 264V263H55ZM64 264V263H63ZM171 264H174V263H171Z\"/></svg>",
    "mask_w": 264,
    "mask_h": 264
}]
</instances>
